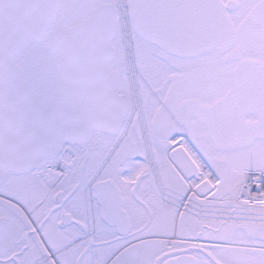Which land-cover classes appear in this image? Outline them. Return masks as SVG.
Returning <instances> with one entry per match:
<instances>
[{
	"label": "snow or ice",
	"instance_id": "1",
	"mask_svg": "<svg viewBox=\"0 0 264 264\" xmlns=\"http://www.w3.org/2000/svg\"><path fill=\"white\" fill-rule=\"evenodd\" d=\"M0 264H264V0H0Z\"/></svg>",
	"mask_w": 264,
	"mask_h": 264
}]
</instances>
